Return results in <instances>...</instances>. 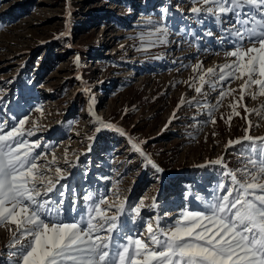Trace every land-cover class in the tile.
<instances>
[{
	"label": "rangeland",
	"instance_id": "obj_1",
	"mask_svg": "<svg viewBox=\"0 0 264 264\" xmlns=\"http://www.w3.org/2000/svg\"><path fill=\"white\" fill-rule=\"evenodd\" d=\"M164 7L169 32L160 43L150 35L158 25L148 21H160ZM191 7L192 0H0V121L11 125L28 116L25 129L34 134L26 138L48 153L39 163L54 153L53 173L65 169L61 183L78 199L93 191L115 200L118 188L128 204L143 200L147 206L154 199L158 208L142 214L167 212V223L197 205V195L207 197L220 179V166L198 165L223 157L229 168L241 167L235 148L226 146L244 136L248 120L259 125L252 134L264 135L256 112L237 105L240 115L233 114L241 80L231 84L237 91L213 117L195 103L215 105L219 91L205 84V95L196 93L191 85L199 86L193 78L200 72L192 66L203 61L207 69L232 58L224 55L228 45L217 41L218 28L198 24ZM209 27L210 37L204 35ZM241 104L260 109L264 96L245 95ZM96 116L123 132L101 128ZM137 226L128 221L130 230ZM10 240L0 227V264H7Z\"/></svg>",
	"mask_w": 264,
	"mask_h": 264
},
{
	"label": "snow or ice",
	"instance_id": "obj_2",
	"mask_svg": "<svg viewBox=\"0 0 264 264\" xmlns=\"http://www.w3.org/2000/svg\"><path fill=\"white\" fill-rule=\"evenodd\" d=\"M192 4V19L218 28L217 41L228 45L224 55L232 58L207 69L203 61L192 66L200 72L193 78L199 86L191 85L196 93L205 95V84L219 91L215 105L195 103L207 107V115L213 117L222 101L237 91L231 84L241 80L239 98L231 105L233 114L240 115L236 108L241 105L264 119V106L248 109L241 104L245 95L264 96V0H192ZM169 15L164 7L160 21H148L158 25L150 33L155 42H167ZM190 35L203 39L194 32ZM204 35L215 33L209 27ZM184 103L182 99L178 107ZM96 120L101 128L123 132L99 116ZM28 121V116L11 125L0 121V227L11 234L7 264H264V135L252 134L258 124L248 120L244 136L230 139L226 146L235 148L242 166L229 168L223 157L198 165L220 166V179L207 197L197 195V205L183 207L165 223L167 212L148 218L142 214L145 207L158 208L154 199L147 206L143 200L128 204L127 197L120 199L118 188L112 192L115 200L88 191L81 203L74 189L61 183L67 180L65 169L55 167L53 173L54 153L51 161L39 163L48 153L37 152L41 144L26 138L34 134L25 129ZM133 147L162 171L139 145ZM65 163L76 166L67 159ZM129 220L138 222L136 229L128 228Z\"/></svg>",
	"mask_w": 264,
	"mask_h": 264
}]
</instances>
